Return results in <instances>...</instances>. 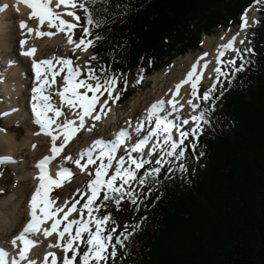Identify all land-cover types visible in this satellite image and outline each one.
<instances>
[{
  "label": "trees",
  "instance_id": "16d2710c",
  "mask_svg": "<svg viewBox=\"0 0 264 264\" xmlns=\"http://www.w3.org/2000/svg\"><path fill=\"white\" fill-rule=\"evenodd\" d=\"M264 0H81L91 14L89 67L101 78L123 77L127 101L141 82L177 54L198 48L202 35L236 26L250 6L261 15L249 33L251 52L227 65L184 157H165L137 172L141 185L119 207L102 200L97 215L115 223V256L106 264H264ZM139 80V83L137 81ZM119 83V82H118ZM116 87H118L116 85ZM183 165V170L180 166ZM159 167L160 172H153ZM171 169V170H169ZM145 173H152L145 176ZM133 200L135 202H133ZM121 233H126L124 239ZM83 245L80 251H83Z\"/></svg>",
  "mask_w": 264,
  "mask_h": 264
},
{
  "label": "snow or ice",
  "instance_id": "6c2138e0",
  "mask_svg": "<svg viewBox=\"0 0 264 264\" xmlns=\"http://www.w3.org/2000/svg\"><path fill=\"white\" fill-rule=\"evenodd\" d=\"M32 11L29 18L38 20L37 28L34 30L27 27L25 22H21L19 27L21 30L31 35L35 34L37 38L49 37L63 32L69 44H73L74 48H79L81 51L86 50L92 45L91 40H85V37L90 35L88 27L83 28V36L78 42L73 41L71 33L73 29L79 25L80 17L76 15V9H82L85 13L86 24L92 25L93 20L89 9L81 0H56L55 8L51 6V0H20ZM64 6L63 13L57 12L58 9ZM3 9H0L2 11ZM67 15L72 18L73 22L66 21L62 18ZM242 23L241 30L248 26V22L244 16L241 17ZM255 23V21H253ZM46 24L48 29H55V33L51 31H41V26ZM238 35V33H237ZM235 36L226 44L217 49V67L213 70L217 76L226 75L219 67L220 59L225 54V51H234L237 56H240V51L233 47ZM243 43V40L240 41ZM21 52L20 54L26 57H33L36 52L35 47H29L26 50L24 46L26 40L19 41ZM83 46V47H82ZM251 51V49H248ZM205 56L207 53L204 54ZM203 57H201L202 59ZM95 59V57H91ZM229 65L233 66L234 71H242L243 67L235 68L236 61L230 59L227 61ZM55 65L59 68L54 71ZM15 66V61L9 58L6 61L5 68ZM207 67V65H203ZM32 72L34 73L35 83L31 88V112L33 116V123L39 126L40 132L51 138L50 156H44L40 159L35 167L38 169V185L31 196L29 202V216L30 219L23 229L11 240L13 248L18 247V255L9 259L8 252L0 248V264H21L26 261L27 264H35L34 261L28 260V253L31 248L36 246V241L32 238L38 233L43 234L45 238L55 233L57 241L55 245L49 247H59L65 253L62 264H74L79 257L78 264H106L109 256V248L112 249L111 256H115V244H121L122 241L119 236L114 237L113 233L115 228L108 229L105 227L108 223H115L110 214L103 216L97 215L100 207H106V204L97 205L95 202L101 196L102 200L110 201L119 207L121 201L127 196L130 200L133 198V192L126 188L125 185H130L132 181H137L139 184H144L143 178H138L137 172L149 163L147 159H137L133 157V153L143 157L146 146L151 142V147L147 150V156L152 157L153 154L159 150L161 152L160 158L155 161L156 165H160L165 157H174L176 160H181L184 157V141L191 134L193 139L196 138V133L199 131L200 122L207 123L204 112L201 111L198 115L190 117L194 127L188 131L182 130V125H187L189 119L179 120L169 119L168 115H161L167 112L165 109L164 101H158L151 105L147 110L145 120L149 125L154 124L147 132H143L144 121H140L135 129L138 139L129 147H123L127 141L131 140V134L127 130H120L114 140L105 141L97 139L88 148L83 150L79 158L74 160L73 163L80 169L81 172L87 165H96L94 169V176L89 180L86 191L91 193L86 197L85 202L80 208L76 207L79 201H76L67 207L56 206L53 200H49L48 194L52 187H60L61 182L71 178L72 172L68 168L60 167L56 172L55 178L49 175L48 165L55 157L59 156L61 151L69 143V141L82 129L86 127V120L91 119L98 121L101 119V113L106 114V105L111 101L115 103L119 99V94L114 95L117 80L114 77H106L101 83V78L96 76L91 69L86 79H80L81 70L79 67H73L72 61L64 58L52 59H32L31 62ZM65 73L62 79V87L58 88L55 94L60 99V106H55L52 103L51 85L56 82L55 78ZM201 79V75L197 74V64L194 63L191 71L187 73V78L182 81L183 83L191 84L192 99L187 101L188 105L192 107L193 111L196 110L197 105L193 104V99H203L207 102L211 99V92L214 90L215 85L204 91L201 96L197 95V85ZM94 81V83H90ZM139 83V80L137 81ZM182 84H177L176 89L179 91ZM83 89V91H81ZM91 93V95H89ZM103 100L101 97L105 96ZM176 108L174 101L167 102ZM66 105L69 109L72 118L65 115L61 111V107ZM76 109H79L76 111ZM11 111H16L12 109ZM51 113V115H49ZM11 112H3L0 115H10ZM64 117L61 120L57 118ZM179 121V122H177ZM90 130V129H89ZM178 137V138H174ZM60 140L57 145V140ZM35 147V145H33ZM127 153V164L125 166V158L123 155L117 157V150L121 149ZM87 158V163L82 165L81 161ZM65 160H70L71 157H63ZM115 161V163H114ZM12 158L7 156H0V164L11 163ZM99 162V163H97ZM111 170V171H110ZM171 170V169H169ZM183 170V165L180 166ZM153 172L159 173L160 168L154 167ZM93 170H89V175H92ZM152 173H145V176ZM133 202H135L133 200ZM67 203V202H66ZM79 213V218L68 219L72 212ZM85 212L87 218H85ZM58 214H61L58 216ZM51 221L49 227L41 228V225L47 224ZM63 228L61 229V224ZM94 226V230L92 227ZM86 234V235H85ZM124 239L128 236L126 233H121ZM61 241H63L61 243ZM83 245L84 250L80 251ZM71 252V257L68 253ZM51 257V264H57V258L54 253H48L45 256V264L48 258Z\"/></svg>",
  "mask_w": 264,
  "mask_h": 264
},
{
  "label": "bare ground",
  "instance_id": "6f19581e",
  "mask_svg": "<svg viewBox=\"0 0 264 264\" xmlns=\"http://www.w3.org/2000/svg\"><path fill=\"white\" fill-rule=\"evenodd\" d=\"M55 3L56 0H51V6L53 8H55ZM0 9H3L0 11L1 60H5V57L7 56L15 61V66L8 67L6 71L3 70L5 66H0V113L11 112L10 115H0V118H2L7 125L6 128H3V126L0 125V156L12 158L11 163L0 164V168L5 166L13 167L15 172V178L13 180H15L14 182L17 184L15 188L13 187L15 191L0 198V248L5 249L9 254V259H11L18 255V247L13 248L11 240L18 235L30 219L29 202L38 185V180L36 179L38 169L35 165L44 156L51 155V138L41 133L39 127L33 123L32 119L31 88L35 83L34 73L31 68L32 59L38 61L41 59L64 58L73 61L74 56L79 52L78 56H75L77 59L73 67H83L88 61L87 53L81 51L79 48H74L73 44H69L63 32L55 34L51 38H37L34 32L29 35L26 30H21L19 27L21 22H25L27 27H31L35 30L38 25V20L35 18H29L32 10L24 3H21L20 0H0ZM55 10L61 13L65 11L63 5ZM244 17L248 22V26L243 30L240 28L242 23L241 20L238 25L228 30H222L216 35H205L202 37L199 50H196V52L193 53L184 54V56L177 60L174 59L167 68H162L158 72H154L150 77V80L153 83L151 90L137 98H133L130 102V107L128 108V114L121 111L112 113L109 117V122H103L100 131L93 136L87 137L85 140L82 139V141H79V134L77 132L61 151L60 155L55 157L53 160L54 162L51 161L52 167L56 169L64 164L73 173L71 177H75L70 185L72 187L75 185H83V182L89 177L88 165L84 171L81 172L78 167H75L76 165L73 161L78 159L80 153L83 150L88 149L95 140L102 139L110 141L111 137L115 136V134L122 129L130 131L131 138L134 137L138 139L135 129L138 122L144 121L147 123L145 116L147 110L152 104L158 101H164V107L167 109L168 114L163 112L161 115H168L169 119L179 117V120L182 121L183 119H188L192 115H195L194 113L197 110L193 111L192 107L187 103L189 99H192L191 84H182V81L187 78V73L191 71L192 65L196 63L197 74L201 75V79L197 85L198 95L201 87H206L212 80H216L217 74L213 69L217 67L218 48L226 44L235 36L233 47L238 50L247 49L249 45L248 34L257 24L259 13L255 7H249L244 14ZM62 18L66 21L73 22L72 18L67 15H63ZM253 21H255V23ZM40 30L55 33V29H48L46 24L41 26ZM71 35L73 41L78 42V39L74 36L73 32ZM20 40H26L24 46L25 50L29 47L36 48L33 57L29 58L20 54ZM241 40H243V43H240ZM205 53H207L206 56L204 55ZM232 56L235 57L236 52L226 50L225 54L222 57H219L221 61L219 67L221 68L223 59ZM201 57L203 58L201 59ZM2 64H4V61L0 63V65ZM205 64L207 67H203ZM58 68L59 65H55L54 71ZM18 71L20 74L16 75L15 73ZM64 74L65 73L62 72L60 76L55 78V80L59 81L57 82L58 84L55 82L51 85L52 103L55 106H60L61 104L60 99L55 92L58 88L62 87L63 82L61 77ZM177 84H182L178 92L176 89ZM169 100L174 101L176 104L175 109L167 103ZM197 100L198 99H193L194 105L197 104ZM12 109H15L16 111H11ZM61 111H66V115H68L69 118H72L66 105L61 107ZM49 115H51V113ZM63 118L64 117H59L57 119L61 120ZM91 121L93 120H86L85 128H88ZM16 122L24 129V133L21 136H19L17 132L7 130V128H10ZM115 127L117 128L116 131ZM109 132H112V134L108 135ZM59 143L60 140L58 139L57 145H59ZM130 144L133 143L127 141L124 147H129ZM33 145H35V147H33ZM65 156L71 157V159H63ZM81 164L84 165L83 163ZM52 173H55V171H52ZM69 189L70 186L64 191L59 203L53 204V208L56 206H65V210H67V204L65 203L68 199L66 194H68ZM59 215L61 214H58V216ZM78 217L79 214L74 211L70 214L68 219L71 220ZM50 224L51 221L47 224L41 225V228L49 227ZM62 228L63 223L61 224V229ZM32 238L37 243L35 247L30 249L28 260L34 261L35 264H45L44 255L54 253L57 258V264H59V258L57 257L59 247H49V245L56 244L57 237L55 233L47 238H45L43 234L38 233ZM62 242L63 241H61V243ZM64 255L65 253L63 256ZM21 264H27V262L24 261L21 262ZM47 264H51V257L48 258Z\"/></svg>",
  "mask_w": 264,
  "mask_h": 264
},
{
  "label": "rangeland",
  "instance_id": "374dc122",
  "mask_svg": "<svg viewBox=\"0 0 264 264\" xmlns=\"http://www.w3.org/2000/svg\"><path fill=\"white\" fill-rule=\"evenodd\" d=\"M258 5H261V6H264V2L263 1H259L257 2ZM76 15H78L80 17V21H79V25L73 29V33H74V36L78 39V41L81 39V37L83 36V28L85 27L82 23V19H81V9L77 8L76 10ZM246 13V12H245ZM261 15H259V18H258V22L257 24L255 25V27H253V29H257L259 27V21L261 19ZM241 21V20H240ZM73 23H75L73 21ZM235 27V26H233ZM232 28V27H230ZM230 28H227V29H222V30H228ZM222 30H219V31H216V33H213L214 35L218 34L219 32H221ZM212 35V34H211ZM205 36V35H202L201 36V40H202V37ZM85 40H88L87 37H85ZM248 47L247 49H251V43L250 40H249V34H248ZM200 46H201V41H200V45L198 46V48H194V49H191L190 51L186 52V53H183V54H177L174 58H172L168 63L166 64H162L161 67L155 71V72H158L159 70H161L162 68H167L168 66H170V64L173 62L174 59H178L182 56H184V54H187V53H193V52H196V50H199L200 49ZM83 47V46H82ZM247 49H239V50H247ZM90 48L88 47L86 50H84L86 53H87V61L89 62L90 61V57H91V51H89ZM79 52L76 53V55L78 56ZM75 55V56H76ZM74 56V59L72 61V65H74L75 61H76V57ZM230 59H234V56L232 57H226L225 59H223V63H222V66H221V71H224V67L226 65H228L227 61L230 60ZM175 60V61H176ZM88 62L85 64V66L83 67H80V70H81V75H80V79H86L87 76L89 75V65H88ZM154 73L150 74L148 77H146L142 82H141V85H140V89H138L136 91V93H134L127 101H125L124 103L120 104L118 102V100H116L115 103H112L111 101L108 102V105H106V114L104 113H101V119L98 120V121H91L90 122V125H88V128H85L84 130H80L78 132V140L79 141H82L87 139V137H90V136H93L94 134L98 133L100 131V128L102 127V123L103 122H109V117L112 115V113H115V112H125L128 114L129 112V107H130V102L133 100V98H137L139 97L140 95L144 94V93H147L149 90H151L152 88V81L150 80V77L153 75ZM221 76H216V78H220ZM215 80V79H214ZM57 82H59L58 80H56V84H58ZM119 82V83H118ZM214 81L212 80L211 83L206 86V87H201L199 92H198V96H201L202 97V94L204 93V91L208 88H211ZM90 83H94V81H90ZM102 83V82H101ZM129 80L127 79V77H123L121 78L119 81H117V86L114 90V95H116L117 93L121 94V93H124L126 91V89L129 87ZM81 91H83V89H81ZM89 95H91V93H89ZM104 98H106V94L105 96L101 97V100H103ZM203 99H198L197 100V108H196V112L194 113L195 115L198 114V107L200 106V104L202 103ZM79 109H76V111H78ZM65 113V115L67 114V112H63ZM189 119V123L187 124V126L182 129L184 131H188L190 129H192L194 127V124L193 122L191 121L190 118ZM0 125L3 126V128H6V123L5 121L0 118ZM152 126V125H151ZM150 126V127H151ZM90 128V130H89ZM88 129V130H87ZM7 130H11L12 132H17L19 134V136H21L23 133H24V129L19 125V123H15L13 124L10 128H7ZM190 136V135H189ZM188 136V137H189ZM174 138H178V137H175ZM161 156V153H156L155 154V159H154V162L160 158ZM99 163V162H98ZM96 165L93 166L92 168H90V170H93L92 172V175H89V177L86 179V181L83 182V185H75V186H71L70 183L72 182V180H74L75 177H71V179H68L67 181L63 182L61 184L60 187H57L55 190H54V194L49 197V200H53L55 201V204H58L59 203V200L62 198V195L64 193V191L66 190V188H68L70 186V189L68 191V194H66V197H68V199L66 200L68 206H71L72 203L76 202V201H79L78 205H76L77 208H80L83 203L85 202L86 200V197L88 195H90L91 193L87 192L86 191V186L89 182L90 179L93 178L94 176V169H95ZM111 171V170H110ZM15 172H14V169L13 167H8V168H1L0 169V198H2L3 196L5 195H8L9 193L15 191L13 189V187L15 188V186L17 185L16 182H14L15 180H13L15 177ZM89 174V172H88ZM86 182V183H85ZM85 183V184H84ZM67 185V186H66ZM127 185H125L126 187ZM80 198V199H79ZM77 199V200H76ZM67 206V207H68ZM79 214V213H78ZM79 218V217H78ZM85 218H87V215H86V212H85ZM93 228L94 230V226H90ZM86 235V234H85ZM62 248H59V251L61 250ZM61 252H63L61 250ZM59 252L57 253V255L60 257L61 260H63V254ZM69 257H71V252L69 253L68 255ZM78 260H79V257H77V261L74 262V264H78ZM61 264H62V261H61Z\"/></svg>",
  "mask_w": 264,
  "mask_h": 264
}]
</instances>
